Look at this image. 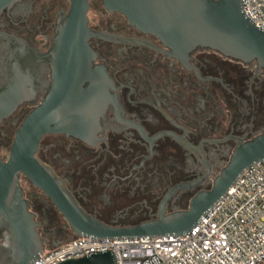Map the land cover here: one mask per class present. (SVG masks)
Returning a JSON list of instances; mask_svg holds the SVG:
<instances>
[{
    "label": "flooded vegetation",
    "instance_id": "1",
    "mask_svg": "<svg viewBox=\"0 0 264 264\" xmlns=\"http://www.w3.org/2000/svg\"><path fill=\"white\" fill-rule=\"evenodd\" d=\"M88 5L89 51L75 75L91 112L82 129L61 114L60 131L43 136L35 159L70 201L112 228L185 212L239 141L264 131V70L209 48L177 55L103 0ZM71 9V0H16L0 13V102H21L0 118L3 163L58 82L53 51ZM74 126L78 134L66 131ZM18 183L44 251L77 239L41 189L23 173ZM10 237L0 230V264H9Z\"/></svg>",
    "mask_w": 264,
    "mask_h": 264
},
{
    "label": "water",
    "instance_id": "2",
    "mask_svg": "<svg viewBox=\"0 0 264 264\" xmlns=\"http://www.w3.org/2000/svg\"><path fill=\"white\" fill-rule=\"evenodd\" d=\"M16 0H0V13ZM110 12H120L140 31L156 36L177 55L186 56L198 47L209 48L264 70V30L245 15L241 0H103ZM72 9L53 51L58 74L45 102L33 111L17 132L10 159L0 160V230L10 232L9 264H33L44 252L33 214L22 199L20 173L41 189L58 207L77 239L90 241L120 238L185 236L191 233L214 206L254 164L264 161V131L255 139L239 141L229 162L209 191L198 193L185 212L164 216L136 227L116 229L85 214L70 201L54 178L35 159L40 140L59 132L57 119L79 120L80 128L89 117V97L77 82L89 49L88 0H71ZM82 79V78H80ZM21 102H0V118ZM66 131L78 134L76 127ZM193 184L192 186L196 185ZM59 264H117L111 251L90 252L84 258Z\"/></svg>",
    "mask_w": 264,
    "mask_h": 264
},
{
    "label": "built area",
    "instance_id": "3",
    "mask_svg": "<svg viewBox=\"0 0 264 264\" xmlns=\"http://www.w3.org/2000/svg\"><path fill=\"white\" fill-rule=\"evenodd\" d=\"M246 17L264 30V0H241ZM111 251L117 264H264V161L245 171L185 236L75 239L44 251L33 264H59Z\"/></svg>",
    "mask_w": 264,
    "mask_h": 264
}]
</instances>
